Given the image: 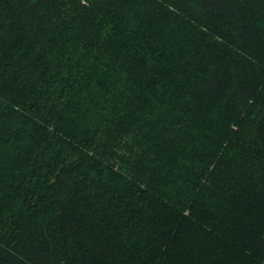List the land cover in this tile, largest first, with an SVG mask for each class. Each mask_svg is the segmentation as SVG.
Here are the masks:
<instances>
[{"label": "trees", "instance_id": "trees-1", "mask_svg": "<svg viewBox=\"0 0 264 264\" xmlns=\"http://www.w3.org/2000/svg\"><path fill=\"white\" fill-rule=\"evenodd\" d=\"M0 264H264V0H0Z\"/></svg>", "mask_w": 264, "mask_h": 264}]
</instances>
